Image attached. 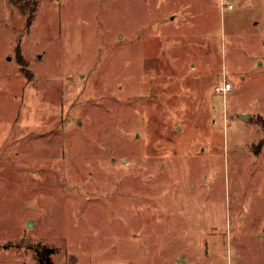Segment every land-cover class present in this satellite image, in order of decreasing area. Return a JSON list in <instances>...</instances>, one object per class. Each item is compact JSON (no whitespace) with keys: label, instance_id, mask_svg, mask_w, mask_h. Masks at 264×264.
<instances>
[{"label":"rangeland","instance_id":"374dc122","mask_svg":"<svg viewBox=\"0 0 264 264\" xmlns=\"http://www.w3.org/2000/svg\"><path fill=\"white\" fill-rule=\"evenodd\" d=\"M228 1L0 0V264H264V0Z\"/></svg>","mask_w":264,"mask_h":264},{"label":"trees","instance_id":"16d2710c","mask_svg":"<svg viewBox=\"0 0 264 264\" xmlns=\"http://www.w3.org/2000/svg\"><path fill=\"white\" fill-rule=\"evenodd\" d=\"M37 251H38L37 255H38L40 264H54L51 258L52 250L47 249L44 251H41V250H37Z\"/></svg>","mask_w":264,"mask_h":264},{"label":"built area","instance_id":"2783aa9c","mask_svg":"<svg viewBox=\"0 0 264 264\" xmlns=\"http://www.w3.org/2000/svg\"><path fill=\"white\" fill-rule=\"evenodd\" d=\"M219 3L221 6V9L232 7V4L228 0H220ZM230 87H231V84L229 82H224L222 86H217V90L224 93Z\"/></svg>","mask_w":264,"mask_h":264}]
</instances>
